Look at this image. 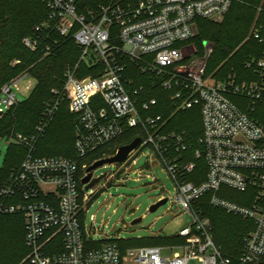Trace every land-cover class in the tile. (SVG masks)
<instances>
[{"label":"built area","instance_id":"2783aa9c","mask_svg":"<svg viewBox=\"0 0 264 264\" xmlns=\"http://www.w3.org/2000/svg\"><path fill=\"white\" fill-rule=\"evenodd\" d=\"M42 1L48 18L33 36L24 38V46L33 53L43 50V42L56 33L71 38L81 55L78 64L66 70L65 96L45 104L35 133H13L7 138L9 145L24 148L27 156L0 184V215L23 216L29 251L25 262L264 264V24H256L252 30L263 51L259 58L245 63L248 73L244 78L239 80L241 76L234 74L219 80L208 76L211 43L205 44V58L194 56L189 61L181 46L196 35L197 18L219 22L237 0L113 1L93 8H86L82 0ZM129 64L157 77L161 88L172 93L177 111L200 108V148L193 151L195 160L203 159L207 166L200 184L187 181L197 164L185 158L192 149L186 133H161L167 119L156 115L158 100H145L144 87L135 88L127 77ZM82 65L98 76L80 79ZM15 90H19L18 82L1 89V116L20 103ZM65 98L74 118L80 160L132 129L143 130L145 137H138L142 143L117 173L126 164H135L143 151L157 158L175 184L172 201L191 218V224L173 237L182 242L124 249V239L105 235L104 240L113 241L96 246L102 242L96 241V235L104 232L94 221L87 226L95 192L87 191L82 180L98 160L80 167L78 160L37 156V144ZM107 176L114 179L116 174ZM206 199L227 215L251 223L236 261L225 258L214 240L211 219L203 208Z\"/></svg>","mask_w":264,"mask_h":264},{"label":"trees","instance_id":"16d2710c","mask_svg":"<svg viewBox=\"0 0 264 264\" xmlns=\"http://www.w3.org/2000/svg\"><path fill=\"white\" fill-rule=\"evenodd\" d=\"M113 1L134 4L143 0H82V4L86 8H93L108 5ZM258 8H262L263 11L258 12ZM48 14L46 4L42 0H0V91L22 74H27L37 82L25 101L0 117V139H7L13 133L27 136L34 134L45 104L53 98L65 96L67 68L79 62L81 51L75 42L56 33L43 42V50L33 53L24 46V38L33 36L36 27L47 20ZM256 24H264V0H237L222 23L197 18L196 35L186 43H193L197 49L196 56H199L204 45L213 42L216 55L214 54V58L209 61L207 71H217L219 80L234 74L241 76L239 80H242L248 73L245 70V63L252 58H259L263 51V46L252 36L251 31ZM45 48H49L48 51ZM17 61L20 63L16 64ZM89 76L98 74L82 65L78 77L83 79ZM127 77L134 82L135 88L144 87L142 97L145 100H158L156 115H163L167 119V125L161 129V133H186L192 149L185 153V158L197 164L195 171L188 175L187 181L200 184L207 175L205 161L195 160L193 157V151L200 148L198 145V139L202 134L200 108L177 111L171 100L172 93L161 88L157 77L143 74L135 65L129 64ZM138 137H145L143 130L132 129L121 139L99 148L81 160L78 159L75 150L74 118L69 112L68 100L65 98L47 133L37 144V156L66 157L78 160L80 167L84 165L89 167L96 160L115 155L121 146L132 143ZM26 156L27 151L24 148L10 145L0 170V184L7 180L13 168L20 165ZM239 202L242 203L240 200ZM203 208L211 219L213 237L216 244L221 247L223 256L236 261L251 223L212 207L207 199ZM112 241L104 240L96 246ZM167 242L177 243L182 240L178 237L155 238L143 244L137 243L136 246H160ZM121 246L125 249L133 244L125 241ZM28 254L23 216L0 215V264H29L24 262Z\"/></svg>","mask_w":264,"mask_h":264},{"label":"rangeland","instance_id":"374dc122","mask_svg":"<svg viewBox=\"0 0 264 264\" xmlns=\"http://www.w3.org/2000/svg\"><path fill=\"white\" fill-rule=\"evenodd\" d=\"M223 20L219 22L222 23ZM209 43L215 48L213 42ZM214 48L211 58L216 55ZM181 49L184 56L190 58L188 61L197 55L193 43H185ZM205 56L204 45L202 53L195 59H203ZM208 72L209 77L218 79L217 71ZM12 82H18L19 90L15 91L20 102L29 97L37 84L36 80L27 74L20 75L10 83ZM9 147L6 138L0 139V170ZM119 167L121 164L104 165L94 172L95 178L108 173L116 174L114 179L107 176L91 189L94 190L95 196L87 213L86 223L89 227L94 221L96 228L104 232V235L99 233L96 235V241H104L105 235L112 238L119 236L125 241H130L133 244L131 247H137V243L143 244L151 239L176 237L183 228L191 224V218L183 213L174 200L172 201L175 197L174 182L165 172L163 165L148 150L137 156L135 164L130 163L122 167V173H117ZM162 197L170 200L156 212H150L151 206ZM136 220L140 222L133 224Z\"/></svg>","mask_w":264,"mask_h":264},{"label":"water","instance_id":"95a60500","mask_svg":"<svg viewBox=\"0 0 264 264\" xmlns=\"http://www.w3.org/2000/svg\"><path fill=\"white\" fill-rule=\"evenodd\" d=\"M126 50L130 51L131 48L129 46H127ZM138 55L140 56L141 53L138 52ZM0 117H1V114H0ZM141 143H142V139L136 138L132 143H130L128 145L121 146L117 150L115 155L107 157V158H102V159L96 161L94 164H92L86 171L88 173V175L82 180V184L86 185V190L88 191V190L92 189L103 178L106 177V174H105V175H102L98 178H93L94 172L98 168H100L104 165H120V164H123L124 162L127 161L129 156L138 149V147L140 146ZM167 202H168L167 198L160 200L159 202H157L156 204L151 206L150 212H156L161 206L165 205ZM138 222H140V220L134 221L133 224H136Z\"/></svg>","mask_w":264,"mask_h":264}]
</instances>
